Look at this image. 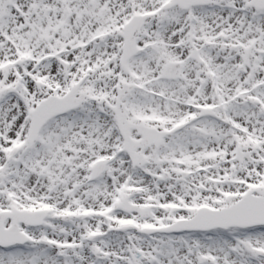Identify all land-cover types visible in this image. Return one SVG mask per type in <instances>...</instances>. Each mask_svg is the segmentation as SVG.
Returning <instances> with one entry per match:
<instances>
[{"label":"snow or ice","instance_id":"obj_1","mask_svg":"<svg viewBox=\"0 0 264 264\" xmlns=\"http://www.w3.org/2000/svg\"><path fill=\"white\" fill-rule=\"evenodd\" d=\"M0 264H264V0H0Z\"/></svg>","mask_w":264,"mask_h":264}]
</instances>
